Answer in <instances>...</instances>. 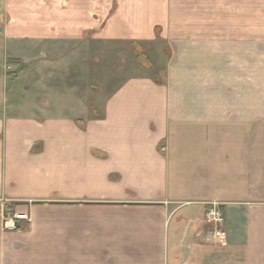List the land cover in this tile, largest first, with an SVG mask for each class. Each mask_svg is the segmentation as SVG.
<instances>
[{"label":"crops","instance_id":"obj_1","mask_svg":"<svg viewBox=\"0 0 264 264\" xmlns=\"http://www.w3.org/2000/svg\"><path fill=\"white\" fill-rule=\"evenodd\" d=\"M248 21L231 0H0V210L29 215L0 230V264H264V63L250 65ZM157 29L161 81L127 78L94 114L85 57ZM213 203L222 245L203 222Z\"/></svg>","mask_w":264,"mask_h":264},{"label":"rangeland","instance_id":"obj_2","mask_svg":"<svg viewBox=\"0 0 264 264\" xmlns=\"http://www.w3.org/2000/svg\"><path fill=\"white\" fill-rule=\"evenodd\" d=\"M231 1L235 5L240 3V7L242 4L243 11L247 10L250 65L256 62L264 63V0ZM235 11L239 12V8L236 6L234 7V13ZM155 37L154 40L150 41L108 43L103 48L96 46L97 50L101 52L99 56L97 57L94 50V55L91 53V56H94H92L93 59L92 57H85L86 59L83 62L88 65L89 71L81 73L79 92L81 96L87 98L88 105L94 110V114L97 115V108L101 106V102L107 99L127 78L148 77L155 80V82L161 81L167 63L171 58V53L167 42L160 38L159 29L156 30ZM222 37L218 32V42H221L219 38ZM37 45L34 46L31 53L34 57L41 54L39 49L42 46ZM253 74L255 73L250 72V80ZM41 80L42 85H45L46 88L42 90L40 95L42 99H49V96L52 95V82L47 79ZM47 93L50 95H47ZM10 104L8 103L9 106ZM25 214L28 218L25 224L27 225L29 215L28 213ZM203 222H205L204 217ZM204 225L206 226V223Z\"/></svg>","mask_w":264,"mask_h":264},{"label":"built area","instance_id":"obj_3","mask_svg":"<svg viewBox=\"0 0 264 264\" xmlns=\"http://www.w3.org/2000/svg\"><path fill=\"white\" fill-rule=\"evenodd\" d=\"M204 220L208 229V235L212 236L215 243L222 245L225 242L224 213L219 204L213 203L207 206L204 213ZM28 218L25 213H15L2 206L0 210V230L16 231L19 222L27 223Z\"/></svg>","mask_w":264,"mask_h":264},{"label":"trees","instance_id":"obj_4","mask_svg":"<svg viewBox=\"0 0 264 264\" xmlns=\"http://www.w3.org/2000/svg\"><path fill=\"white\" fill-rule=\"evenodd\" d=\"M6 208L10 210L12 206H6ZM17 230H21V227H17Z\"/></svg>","mask_w":264,"mask_h":264}]
</instances>
